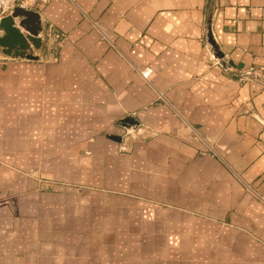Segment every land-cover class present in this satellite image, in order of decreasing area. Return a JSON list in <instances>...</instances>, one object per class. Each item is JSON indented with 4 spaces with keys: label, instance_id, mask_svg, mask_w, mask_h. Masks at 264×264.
I'll use <instances>...</instances> for the list:
<instances>
[{
    "label": "crops",
    "instance_id": "crops-1",
    "mask_svg": "<svg viewBox=\"0 0 264 264\" xmlns=\"http://www.w3.org/2000/svg\"><path fill=\"white\" fill-rule=\"evenodd\" d=\"M27 3L66 38L0 48V264H264V0Z\"/></svg>",
    "mask_w": 264,
    "mask_h": 264
},
{
    "label": "water",
    "instance_id": "water-1",
    "mask_svg": "<svg viewBox=\"0 0 264 264\" xmlns=\"http://www.w3.org/2000/svg\"><path fill=\"white\" fill-rule=\"evenodd\" d=\"M19 17L18 21L14 18ZM18 27L25 31L22 33ZM43 26L39 19H37V13L21 7L14 8L10 15L4 16L0 19V48H2L7 54L13 56H22L29 44L33 47H39L41 45L40 31ZM209 42L213 47L215 44L211 39L209 33ZM128 121L132 122L133 119H123L119 121V124L127 127ZM113 139H120V136L111 135Z\"/></svg>",
    "mask_w": 264,
    "mask_h": 264
},
{
    "label": "built area",
    "instance_id": "built-area-1",
    "mask_svg": "<svg viewBox=\"0 0 264 264\" xmlns=\"http://www.w3.org/2000/svg\"><path fill=\"white\" fill-rule=\"evenodd\" d=\"M16 7L29 8V5L27 0H0V19L4 16L10 15ZM40 36L41 42L53 51H56L66 38L65 33L56 28L52 23L47 25L46 30L44 33L40 34ZM24 54H26V52ZM217 63L218 65H221L219 61H217ZM148 72L149 69L145 68L144 74L146 75ZM248 77H260L259 69L250 67L243 74H241L240 79H245Z\"/></svg>",
    "mask_w": 264,
    "mask_h": 264
},
{
    "label": "rangeland",
    "instance_id": "rangeland-1",
    "mask_svg": "<svg viewBox=\"0 0 264 264\" xmlns=\"http://www.w3.org/2000/svg\"><path fill=\"white\" fill-rule=\"evenodd\" d=\"M141 134L138 132L131 133V134H124V138L126 139L124 144L122 145V151L123 152H128L132 148V142L135 141L136 139L140 138Z\"/></svg>",
    "mask_w": 264,
    "mask_h": 264
}]
</instances>
